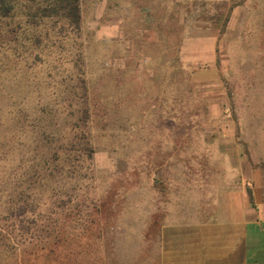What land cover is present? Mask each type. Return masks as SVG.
I'll return each instance as SVG.
<instances>
[{
	"label": "rangeland",
	"instance_id": "rangeland-1",
	"mask_svg": "<svg viewBox=\"0 0 264 264\" xmlns=\"http://www.w3.org/2000/svg\"><path fill=\"white\" fill-rule=\"evenodd\" d=\"M167 1H175L181 15H188L183 25L189 23L190 28L196 24L209 26L225 39L213 60V71H205L210 68V60L204 58L195 61L178 55L177 60L164 65L162 59L159 61L143 54L137 31L149 25L144 31L150 35L143 39H154L160 24L140 22V7L133 18L125 22L117 9H111L107 15V0H86L83 4V28L93 38L91 56L101 60L96 63L97 68L100 71L104 68L107 80L111 78L114 83L115 79L121 78L131 110V117L124 125L119 124L115 112V123L106 128L100 124L99 119L103 117L100 105L91 106L88 131L91 130L94 138L97 168L91 181V197L103 208H118V211L125 208L126 211L110 213V217L101 215L100 223L92 228L93 231L85 228L84 221L61 224V220L56 228L60 226L62 230L65 224L66 231L63 229L62 233H69V238L56 241V244L49 242L54 240V225L47 229L51 232L47 236L41 231L47 222L39 217L38 232L33 241H24L18 226L24 224L23 218L31 213L23 211L27 201H24L26 197L20 186L23 176L18 172L13 179L14 190L0 186V230L3 228L6 233L2 237L0 231V244L4 250L0 264H158V237L163 221L179 219L184 214L190 216L196 209L192 206L198 202L194 200L197 187L210 191L209 179L210 183L214 179L221 181L215 175L222 173L228 162L218 156V141L212 140L211 133L224 122L254 120L252 99L247 102L237 96L243 89L239 77L245 72L253 73L256 68L264 73V59L258 60L262 61L261 65L252 62L238 65L236 10L243 0ZM16 7L20 8L19 4ZM159 48L158 39H155L147 50L157 58ZM244 83L249 86L251 82ZM259 84V89L264 92V81ZM21 102L19 95L17 113L25 108ZM256 106L260 107V101ZM63 113L62 118H56L57 113L54 117L60 129L58 139L82 140L79 128L74 131L65 128ZM19 126L16 137L11 139L15 143L23 138ZM105 130L110 131L108 137L102 136ZM2 133L1 129L0 135ZM3 177L0 173V178ZM203 192L200 196L210 198L212 195ZM52 205L50 203V208ZM176 213L178 216H173ZM41 214L46 216L47 213Z\"/></svg>",
	"mask_w": 264,
	"mask_h": 264
},
{
	"label": "trees",
	"instance_id": "trees-1",
	"mask_svg": "<svg viewBox=\"0 0 264 264\" xmlns=\"http://www.w3.org/2000/svg\"><path fill=\"white\" fill-rule=\"evenodd\" d=\"M85 1L0 0V130L3 132L0 135V173L4 176L0 178V186L14 190L13 179L18 172L22 173L20 186L27 201L23 211L31 213L23 218L24 224L18 226L24 241H33L39 217L47 222L46 228L41 230L47 236L51 233L47 229L54 225V240L49 242L56 244L69 238V233H62L65 224L62 230L60 226L56 228L61 220V224L84 221L85 228L93 231L101 215L107 217L110 213L126 211L125 208L119 211L103 208L91 197V181L97 174L94 138L91 130L88 131L91 106L100 105L103 115L100 124L106 128L115 123L117 113L119 124L124 125L131 117V110L121 78L114 83L108 76L107 80L104 68L102 71L97 68L96 63L101 60L91 56L93 38L83 28ZM107 5V15L111 9H117L125 22H129L140 7V22L160 24L154 39H143L150 35L144 31L149 25L137 31L143 54L162 59L164 65L178 59L179 46L191 24L183 25L188 15H181L175 1L107 0ZM134 35L136 37V33ZM155 39L160 46L157 58L147 50ZM19 95L25 108L17 113ZM61 112L66 116L65 128L69 131L79 128L82 140L58 139L60 129L54 117L57 113L56 118H62ZM19 124L23 138L15 143L11 139L16 137ZM109 134L110 131L105 130L102 136ZM44 211L46 216L41 214ZM0 231L2 237L6 235L5 229Z\"/></svg>",
	"mask_w": 264,
	"mask_h": 264
},
{
	"label": "crops",
	"instance_id": "crops-1",
	"mask_svg": "<svg viewBox=\"0 0 264 264\" xmlns=\"http://www.w3.org/2000/svg\"><path fill=\"white\" fill-rule=\"evenodd\" d=\"M236 12L238 65H258L264 59V0H243ZM224 40L212 27L196 24L178 55L210 60L205 71H213V60ZM256 71L241 74L243 89L237 93L243 101L251 98L254 102V120L224 122L211 133L227 168L215 175L221 181L210 183L209 179L210 191L197 187L194 200L198 202L190 216L163 221L158 264H264V92L259 89L264 73ZM244 82L251 83L245 86ZM203 191L212 193L210 198L200 196Z\"/></svg>",
	"mask_w": 264,
	"mask_h": 264
}]
</instances>
